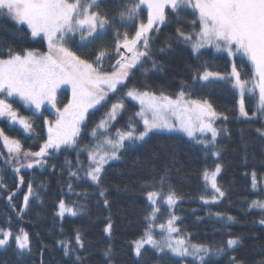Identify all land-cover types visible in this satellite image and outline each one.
<instances>
[{
    "label": "snow or ice",
    "instance_id": "obj_1",
    "mask_svg": "<svg viewBox=\"0 0 264 264\" xmlns=\"http://www.w3.org/2000/svg\"><path fill=\"white\" fill-rule=\"evenodd\" d=\"M145 8L146 22L141 19ZM169 9L171 11L166 12ZM182 13L194 17L191 20L193 30L185 32L177 28L178 42L189 46L197 59L204 55L202 49L213 48L217 52H226L229 57L238 54L251 63V81L241 78L235 62L229 77L204 67L194 70L192 81L216 79L230 83L239 93V116L259 123L255 131L264 139V0H121L112 15L100 11V0H0V18H6L18 31L29 32L32 38H40L47 45L46 52L32 48L0 51V118L12 125L18 124L24 132L30 133L33 125L29 118L13 106L17 99L37 112L48 105L57 113L55 121H44L48 125L47 138L39 151L24 150L20 140L11 138L0 128V139L8 152L5 164L19 174L22 168L45 167L49 164L47 158L61 149L75 151V164L65 160L70 178L68 192H74L73 181L90 182L97 190L98 202L108 208L105 166L120 160L122 150L145 144L151 136L167 133L173 138L186 137L202 147L206 158L209 155L216 158L213 167H206L201 173L207 194L201 195L200 200L209 205L223 199L226 191L217 179L222 171L218 147L221 130L215 126V121L228 117L219 113L208 99L194 98L189 84L182 83L180 90L170 96L130 87L128 83L129 77L134 75L133 69L143 70L145 74L149 70H162L153 59V34L159 32L169 16L178 18ZM129 26L134 29V35L120 31ZM112 29L115 30L114 50L101 46L94 61L78 55L70 46V42L77 39L81 44L95 43ZM172 47V42L168 41L159 51L165 53ZM112 51L117 58L112 70L106 71L104 60L111 58ZM149 60L151 69L146 67ZM63 87L71 89V100L61 109L57 107V95ZM257 92V106L250 113L245 106V94L256 95ZM127 100L136 102L139 110L123 128H115L113 122L125 110ZM109 104L104 116L87 133L91 141L84 143L81 133L87 129L89 111ZM81 154L87 156L86 165L80 159ZM52 168L55 170V165ZM250 178L252 189L264 197V188L258 187L264 183V178H258L255 170L250 173ZM20 184H24L22 176ZM3 187L5 185L0 183V188ZM143 191L150 210L145 217L147 223L143 234L133 241L135 257L141 258L147 245L161 255L164 264H216L224 256L228 258L227 264H244L234 254L244 246L243 235L229 233L226 240L204 243L193 242L190 233L182 232L177 223L182 218L174 209L183 197L169 185L166 174L156 183H149ZM74 194L88 195L87 191ZM14 195L12 192L7 196L9 202ZM30 198L39 200V193L31 182L27 184L21 214L29 208ZM253 209H258L261 217L254 223L264 226V198L251 200L246 210ZM85 211L84 204L77 206L61 198L55 214L63 219L66 214L76 217ZM210 214L228 224L238 223L232 215ZM104 232L108 237L112 236L110 217ZM56 244L68 264H85L86 242L80 230H75L73 237L57 240ZM7 248H13L18 257L32 252L29 233L22 228L14 232L10 221L0 226V249ZM104 256L106 264H114L111 246L106 248ZM255 264H264V253Z\"/></svg>",
    "mask_w": 264,
    "mask_h": 264
},
{
    "label": "trees",
    "instance_id": "obj_2",
    "mask_svg": "<svg viewBox=\"0 0 264 264\" xmlns=\"http://www.w3.org/2000/svg\"><path fill=\"white\" fill-rule=\"evenodd\" d=\"M121 0H100V11L110 15L116 12ZM171 10H166L170 12ZM190 11V10H189ZM146 10L141 19L146 22ZM193 16L182 13L178 18L169 16L167 22L160 26L158 33L153 34V59L162 66L161 69H133L134 75L129 77V86L148 89L157 95L161 93L174 96L182 83L192 86L194 98H205L213 107L228 117L219 122L221 130L218 136V147L221 149L220 162L222 171L218 183L226 191V196L216 204L205 205L201 195H206L201 173L204 168L211 169L215 157H205L200 145L187 140L186 137L173 138L169 134L151 136L147 143L121 151V159L106 165L105 185L109 207L105 208L98 202L97 190L90 182L73 181V193L67 190L69 182L68 166L65 160L76 162V152L61 149L59 153L48 157L49 164L44 168H33L21 172L24 184L10 170L1 171L2 184L0 188V226L10 221L14 232L21 228L29 233L32 252L18 257L13 248L0 249V264H68L62 250L56 241L73 237L75 230H80L86 242L85 264H106L104 251L111 246L114 264H164L161 255L150 247L141 258L133 252V241L139 239L145 230V220L150 208L145 198L144 188L149 183H156L160 176L167 175L169 185L178 195L183 197L175 206V213L182 218L177 223L182 232L191 234L193 242L216 243L226 240L228 234L243 235L244 246L235 251L238 259L244 264H255L264 253V226L254 223L261 217L258 209L247 211L248 203L261 197L251 186L250 173L255 170L258 178H264V139L259 138L255 131L259 123L244 120L239 116V96L237 91L226 80H210L209 82L192 81L194 70L204 67L208 71L229 75L231 59L213 50H201L204 55L199 59L184 43L178 42L177 28L187 32L193 30ZM118 22V21H117ZM134 35V29L129 26L120 28ZM115 30L106 31L101 40L95 43L80 44L78 40L70 42V46L78 55L94 61L101 46L115 48ZM172 42V49L161 53L159 49L166 42ZM11 48L22 51L26 48L47 51V45L41 39H34L29 32L18 31L6 18H0V51ZM106 57L103 67L111 71L117 58L115 52ZM151 60L146 67L151 69ZM241 71V78L251 80L252 68L243 59H235ZM69 99V92L61 91L58 104L64 105ZM112 102H115L114 100ZM15 108L29 117L33 131L25 134L19 127L3 124L4 131L11 138L20 140L25 150H39L46 140L45 119L50 118L49 110L45 109L41 116L27 110L21 103L15 102ZM98 107L89 114L86 121L87 129L82 130L81 140L91 141L87 133L95 127L110 108ZM246 109L251 113L257 106V94L245 96ZM139 106L127 100L126 108L113 122L115 128H123ZM142 127V125H141ZM83 129V126H82ZM226 129V131H225ZM80 159L87 164L86 154ZM52 165H55L53 170ZM249 173V175H245ZM31 182L33 189L39 193V200L30 198L29 208L20 213L23 197L27 192V184ZM258 187L263 188V183ZM87 191V197L77 196L75 192ZM207 191H211L208 189ZM15 192L13 200L7 196ZM63 198L66 203L84 204L83 215L72 217L65 215L63 219L56 216L58 201ZM14 206V207H13ZM166 207V206H165ZM220 212L236 217L238 223H225L210 213ZM111 218L113 224L112 236L108 237L104 228ZM199 217L200 219H197ZM63 229V231H61ZM178 260L176 257H169ZM227 256L220 258L216 264H227Z\"/></svg>",
    "mask_w": 264,
    "mask_h": 264
},
{
    "label": "rangeland",
    "instance_id": "obj_3",
    "mask_svg": "<svg viewBox=\"0 0 264 264\" xmlns=\"http://www.w3.org/2000/svg\"><path fill=\"white\" fill-rule=\"evenodd\" d=\"M145 10L147 11V9L145 8ZM34 39H40V38H34ZM78 40V39H77ZM78 42L81 44V42L78 40ZM202 50H213L214 52H217L215 49H213V48H206V49H202ZM217 53H220V54H224V55H226V56H228L227 55V53L226 52H217ZM229 57V56H228ZM230 59H231V61H232V63L233 62H235V59H243V60H245V61H247L249 64H250V66H251V63L247 60V58H242L241 56H239L238 54L236 55V56H233V57H229ZM251 68H252V66H251ZM231 73V72H230ZM225 77H229L230 76V74L229 75H224ZM212 80H216V79H212ZM251 81V80H250ZM250 86V85H249ZM236 91H237V93H238V90L237 89H235ZM61 91H67V92H69V99H68V101H67V103L71 100V89L70 88H68V87H63V88H61V90H60V92ZM59 92V93H60ZM59 93H58V95H59ZM58 95H57V100H58ZM247 95H249V94H245V96H247ZM238 96H239V93H238ZM239 99H240V97H239ZM257 100H258V92H257ZM17 102H19V103H21V105H23V103L22 102H20L18 99L16 100ZM131 101V100H130ZM132 102H134V101H132ZM66 103V104H67ZM135 104H137L136 102H134ZM66 104H64V105H66ZM64 105H59L58 104V101H57V107H59V108H63L64 107ZM138 105V104H137ZM14 106V105H13ZM24 106V105H23ZM139 106V105H138ZM15 107V106H14ZM25 107V106H24ZM98 107H100V106H97V108ZM27 110H29V111H31V112H33L35 115H37V116H41L42 115V113H43V111L45 110V109H48L49 110V114H50V118L49 119H47V120H49V121H55V119H56V116H57V113H56V110L55 109H52L50 106H48V105H45L39 112H37L34 108H28V107H25ZM96 109H91L90 111H89V114L91 113V112H93V111H95ZM18 111H19V113H20V109H18ZM121 113V112H120ZM120 113L118 114V116L120 115ZM21 114V113H20ZM22 115V114H21ZM25 116V115H24ZM117 116V117H118ZM27 117V116H26ZM29 118V117H28ZM30 120V119H29ZM222 120V117H221V119H217L216 121H215V126L216 127H218V129H220L219 128V122ZM9 124L10 122H8L6 119H3V118H0V128H3V124ZM17 127H19L20 128V130H22V132L23 133H25V134H29L28 132H24V130H23V128L20 126V125H18L17 124ZM47 127H48V125H46L45 124V134H46V138H47ZM4 129V128H3ZM5 134H6V132H5ZM165 134H167V133H165ZM7 135V134H6ZM25 150V149H24ZM27 150H30V149H27ZM31 151H33V150H31ZM36 151H39V150H36ZM0 154H2V155H0V183H2V176H1V171H2V169L3 170H10L11 172H13L19 179H20V177L22 176V174H21V172L22 171H24V170H30V169H25V168H22L21 169V171H20V173L19 174H17V173H15L13 170H12V167L10 166V165H6L5 164V158L8 156V152H7V149L6 148H4V145H3V141H2V139H0ZM36 168H40V167H36ZM44 168V167H43ZM263 188H264V183H263ZM145 247H149V246H145Z\"/></svg>",
    "mask_w": 264,
    "mask_h": 264
},
{
    "label": "water",
    "instance_id": "obj_4",
    "mask_svg": "<svg viewBox=\"0 0 264 264\" xmlns=\"http://www.w3.org/2000/svg\"><path fill=\"white\" fill-rule=\"evenodd\" d=\"M121 51H123V50H121ZM115 63V62H114ZM111 69H112V67H111ZM10 125L12 126V127H15V126H17V124L16 125H12L11 123H10Z\"/></svg>",
    "mask_w": 264,
    "mask_h": 264
}]
</instances>
